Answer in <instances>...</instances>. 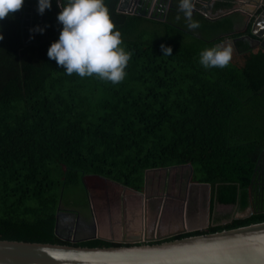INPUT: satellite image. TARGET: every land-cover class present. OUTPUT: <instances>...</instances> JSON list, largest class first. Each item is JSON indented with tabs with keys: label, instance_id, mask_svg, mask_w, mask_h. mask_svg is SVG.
<instances>
[{
	"label": "trees",
	"instance_id": "obj_1",
	"mask_svg": "<svg viewBox=\"0 0 264 264\" xmlns=\"http://www.w3.org/2000/svg\"><path fill=\"white\" fill-rule=\"evenodd\" d=\"M120 1L106 0L132 54L119 84L69 76L47 56L62 28L57 0L43 15L37 0H25L0 21L1 239L120 245L56 234L64 190L87 175L143 191L146 170L191 164L194 181L211 183L213 206L250 205L264 150V47L238 39V12L217 19L193 13L200 27L189 29L178 0L165 19L121 12ZM222 6L232 4L215 9ZM37 25L46 30L30 38ZM228 43L234 52L227 67L199 63L204 49ZM261 221L264 212L170 239Z\"/></svg>",
	"mask_w": 264,
	"mask_h": 264
},
{
	"label": "water",
	"instance_id": "obj_2",
	"mask_svg": "<svg viewBox=\"0 0 264 264\" xmlns=\"http://www.w3.org/2000/svg\"><path fill=\"white\" fill-rule=\"evenodd\" d=\"M174 1L121 0L118 10L146 17L165 19L168 14V8L174 7ZM215 1L195 0V3L202 4V6H198V11L210 19L232 15V13L238 11L245 12L248 22L254 18L252 20V33L258 39L250 35H248V38L251 40L256 39V43L264 47V9L260 14L257 13L261 7H264V0H222L233 4L232 7L214 13L212 10L213 2ZM244 3L252 4V8H242ZM162 5L165 6L166 10L161 11ZM263 162L264 150L258 159L252 178L251 203H253L249 211L242 215H237L230 220L245 218L254 213L264 212V193L262 203L258 201L257 193L258 186L260 185L259 181H261L259 168ZM188 165L190 166L192 177L193 166L191 164ZM191 185H198L203 188L210 200L211 183L191 182ZM144 189H146V183ZM61 216L60 211H58L56 234L64 238L60 232ZM137 222L148 225L147 219L138 215H134L129 220L131 224ZM184 225V228L180 232L207 229L212 223L207 218L204 224L191 225L188 222ZM172 235H175V233L151 239L147 237L146 228V237L143 238L139 234L138 237L130 238L127 235L126 240L120 241L125 243L111 246H83L0 238V264H264V221L216 232H207L176 239H165ZM98 237L103 238L101 236ZM98 237L77 239L75 242ZM103 239L114 241L107 238ZM68 241H71L70 238H68Z\"/></svg>",
	"mask_w": 264,
	"mask_h": 264
},
{
	"label": "clouds",
	"instance_id": "obj_3",
	"mask_svg": "<svg viewBox=\"0 0 264 264\" xmlns=\"http://www.w3.org/2000/svg\"><path fill=\"white\" fill-rule=\"evenodd\" d=\"M25 0H0V21L12 17ZM60 8L57 21L62 25L59 38L50 44L47 56L62 66L66 74L79 77H97L102 81L119 84L127 75L126 68L131 52L123 44L122 33L111 18L106 0H57ZM52 7V0H37L41 15ZM189 29H198L199 21L193 19L195 0H178ZM166 10L161 6V11ZM200 12V11H199ZM201 13V12H200ZM203 14V13H202ZM180 19V16H177ZM46 26L30 29L43 33ZM3 33L0 32V40ZM163 55L172 56V47L162 44ZM231 43L206 48L200 53L199 63L204 68H225L233 57Z\"/></svg>",
	"mask_w": 264,
	"mask_h": 264
},
{
	"label": "crops",
	"instance_id": "obj_4",
	"mask_svg": "<svg viewBox=\"0 0 264 264\" xmlns=\"http://www.w3.org/2000/svg\"><path fill=\"white\" fill-rule=\"evenodd\" d=\"M223 2L222 0H216L213 2V10L214 13L219 12L220 10H226L227 8H231L232 6H222L219 7L218 10H216V6ZM202 4H200L201 6ZM233 5V4H232ZM242 8H252V4L250 3H244L242 5ZM195 10V9H194ZM197 11H194L196 13ZM227 16V15H225ZM223 17V16H222ZM247 15L245 12L238 11L237 17H236V24H235V32H242L244 28L243 24L244 21L247 20ZM248 24V23H247ZM250 25V24H249ZM248 25V26H249ZM252 27V25H251ZM251 29V28H250ZM239 39V37H238ZM174 171H178L177 174L183 175L185 172L189 174L188 178H186V183L189 186V183L191 181V169L188 165H180V166H172V167H162V168H153L146 170L145 175V183H146V190L144 191H138L134 190L132 188H129L127 186L122 185L119 182L112 181L107 178H103L96 175H87L85 176V184L88 185L90 192L96 191L95 187L100 186L103 188V191L110 192V194L106 199L99 200L96 198L91 199V208L94 213V220L92 223H90V230H81L84 234L82 235V239L86 238H92V237H98L101 236L103 238L112 239V240H123L127 235L130 236V238L138 237L139 234L146 230V224H140V223H129V220L134 215H137L136 210V202L142 200L143 202L147 201L149 204H154L155 202H160V209L161 212L164 208V205L166 203V193L164 190L161 189V177L163 179L166 177L171 178L174 177L173 173ZM181 171V172H179ZM179 177V175L176 176V178ZM87 179L90 180L91 184H88ZM184 180V181H185ZM93 182V183H92ZM92 186V187H90ZM178 186L175 187V191H173V200H180L181 202L184 201V199H181L178 197V195H182L184 193V190L181 192ZM212 192V191H211ZM117 195V196H116ZM107 196V195H106ZM186 200V199H185ZM98 201V202H97ZM64 200L61 202V215H65L66 213H74L75 214V220H79L80 218L87 219L88 217H83L84 214L80 212V210L70 207L67 209L62 208ZM185 204V203H184ZM151 206V205H150ZM250 206V205H249ZM248 206V207H249ZM186 207V205H185ZM237 212L232 214V216H228L225 218L222 217H213L214 223H224L231 218H233L236 215H242L249 211V208L247 207L245 210H240L238 208V205H235ZM247 210V211H246ZM145 212V211H144ZM147 212V211H146ZM61 216V220H62ZM227 219V220H225ZM60 220V225H62V222ZM188 223V220H185V224ZM78 224V223H77ZM77 224L75 223V228L73 229V225L69 226L67 225L66 229L70 228L73 229L75 234L77 231ZM89 225H86L89 227ZM170 226V224H168ZM167 224H164V228H168ZM85 227V226H83ZM92 227V228H91ZM61 228V227H60ZM157 229V226L155 225V229ZM84 236V237H83ZM125 236V237H124ZM124 237V238H122ZM99 238V237H98ZM120 238V239H119ZM106 240V239H105Z\"/></svg>",
	"mask_w": 264,
	"mask_h": 264
},
{
	"label": "flooded vegetation",
	"instance_id": "obj_5",
	"mask_svg": "<svg viewBox=\"0 0 264 264\" xmlns=\"http://www.w3.org/2000/svg\"><path fill=\"white\" fill-rule=\"evenodd\" d=\"M163 2L165 3V1H163ZM195 4H197V5H195L196 8L194 11L199 12L197 8H198V6H200V3L197 2ZM166 5H168V4L166 3ZM171 9H172V7L168 8V13L170 12ZM263 9H264V7H261L257 13L260 14ZM253 19L254 18H252V20ZM252 20L249 22L247 20L244 21V24L242 27V28H244L242 30L243 34L240 35V37L245 36L244 38L242 37V39L248 40L252 46H257V45L262 46L261 44L256 43L257 42L256 39L251 40L250 38H248V35L252 36L253 38H257L252 33V27L250 30H248V27H249L248 25L249 24L252 25ZM185 165H188V164H185ZM176 166H180V165H176ZM170 167H172V166H170ZM177 172L178 171H174V173H173L174 177H171V178L166 177V179L165 178L163 179V177H161V185L160 186H161V189L164 190L166 193V203H165L164 208L162 209L161 212L159 211V209H160V202L159 201L155 202L154 204H152V203L149 204V202H147V201L143 202L142 200L140 201V199H139V201H137L135 204L136 210L138 209L137 215L139 217L147 219V223H148V225H146L147 237H149L151 239H155V238L161 237V236L162 237L163 236H169L170 234L175 233V235H172L170 237L165 238V239H170L171 237H175L177 235L186 233V232H180L185 226L184 225L185 220H188V222L191 225H198V224H204L206 222L207 218H209L212 225L217 224V223L213 222L215 205L214 206L212 205V192H211V196H210V200H209V196L207 195L206 191L203 188H201L198 185H191L190 186L191 182H197V181L193 180V176L191 177V181H190L189 186H188L185 179L188 178L189 174L187 172H185V174L183 173V175H180V174H177ZM179 172H181V171H179ZM259 173L261 174V181H259L260 185L258 186L257 193H258V201H261V203H262V201H263L262 198H263V193H264V162L259 168ZM177 175H179V177L176 178ZM176 186H178V190L180 189L181 192L184 190L183 196L178 195L179 198L184 199V201H182V202L180 200L172 201L173 200V198H172L173 194L172 193H173V191H175ZM252 203H250V206L248 208L251 207ZM185 205H186V207H185ZM83 217H86V215H84ZM75 219L76 218H75L74 213H68V214L66 213L65 215L62 216V220H61L62 225L64 226V229L67 228L66 227L67 225L71 226V225H74L75 223L76 224L78 223L77 224V231L78 232L76 234L78 236L80 235L81 237H76V239H70L71 242H75V240H77V239H82V235L84 233L81 232V230L84 231L85 228H86L85 230H90V225H89L90 223H87L85 221L86 219L83 220V218H80L77 221ZM165 223L167 224V226H168V224H170V226H168V228L167 227L164 228ZM82 224L85 227H82L81 226ZM143 224H146V223H143ZM86 225H89V227H87ZM155 225L157 226L156 230H154ZM70 230L71 229L68 228L64 232V234H62L66 240H68V238H69L68 234H70V232H71ZM203 230H208V228L203 229ZM145 231L140 233L143 238L146 237ZM124 237H122V238H124ZM126 238L127 237H125L123 240H126ZM165 239H161V240H165ZM123 240H114L113 242H118V243L123 244L125 242H120ZM161 240H159V241H161Z\"/></svg>",
	"mask_w": 264,
	"mask_h": 264
},
{
	"label": "rangeland",
	"instance_id": "obj_6",
	"mask_svg": "<svg viewBox=\"0 0 264 264\" xmlns=\"http://www.w3.org/2000/svg\"><path fill=\"white\" fill-rule=\"evenodd\" d=\"M87 182H88V184H91L90 180H88V179H87ZM87 186L88 185H86L84 183V184L70 185V186L66 187V189L64 190V194L62 196V200H64V202L62 204V208L67 209L70 207H74V208L80 210L82 215L84 214L88 217L85 220L87 223H92L94 220V213H93L92 208H91L92 196H93V198H96L99 201V200H103L104 198L106 199L109 195H112V194H110V192L107 193V192L103 191V188L101 187V185L98 187L96 186L95 189H97V190L91 191V192L89 190V187H87ZM90 187H92V186H90ZM236 212H237V209H236L235 205H232V204L231 205H223L220 203L215 204V212H214L215 217L219 216V217L225 218L228 216H232V214H234ZM225 220H227V219H225ZM228 221H226V222H228ZM226 222H224V223H226ZM81 226L83 227V224ZM60 227H61L60 232L62 234H64V232L67 229H64L63 225H60ZM74 228H75V224L73 225V229ZM73 229H71L70 234H68L69 238L70 239H76V237H81L80 235L78 236L77 234H75Z\"/></svg>",
	"mask_w": 264,
	"mask_h": 264
}]
</instances>
